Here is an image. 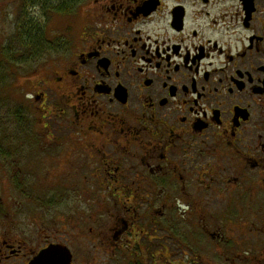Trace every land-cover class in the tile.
Here are the masks:
<instances>
[{
    "label": "flooded vegetation",
    "instance_id": "af4514ba",
    "mask_svg": "<svg viewBox=\"0 0 264 264\" xmlns=\"http://www.w3.org/2000/svg\"><path fill=\"white\" fill-rule=\"evenodd\" d=\"M20 8L68 36L0 137V264H264V0Z\"/></svg>",
    "mask_w": 264,
    "mask_h": 264
},
{
    "label": "rangeland",
    "instance_id": "374dc122",
    "mask_svg": "<svg viewBox=\"0 0 264 264\" xmlns=\"http://www.w3.org/2000/svg\"><path fill=\"white\" fill-rule=\"evenodd\" d=\"M20 4L21 0H0V53L2 48L6 49V51L12 48L17 51L16 56L21 54L20 51L22 49L20 48L19 41L16 40V31L14 30L16 29L17 23H20L22 20L24 21L29 13L25 10L26 15L21 19L20 15L23 14V10L20 8ZM34 17L36 20H39V22H44L42 18L40 19L41 16L34 15ZM52 19H54L52 21L54 26L52 30L45 32L46 39H54V41H56L60 40L61 35L67 37L68 32L65 29H67L68 17L56 15ZM55 49L58 50V48ZM39 58L36 60L26 59L23 60V62H19L17 65H12L11 67L14 68V73L3 80V84H7L4 95L6 97L10 96L11 99H0V129L2 131H4L3 126L5 129L8 125H14L13 122L16 120L14 112L16 108H19L18 102H22L26 108V113L22 114L21 112V118H18L19 120H30L35 123L40 119V115L35 111L34 107H32L30 99L24 98L23 96V94L29 90L28 85L24 84L23 79L34 74V71L37 70L38 61L43 62L42 58ZM22 87L25 89H22ZM7 130L10 131L9 128H7Z\"/></svg>",
    "mask_w": 264,
    "mask_h": 264
},
{
    "label": "trees",
    "instance_id": "16d2710c",
    "mask_svg": "<svg viewBox=\"0 0 264 264\" xmlns=\"http://www.w3.org/2000/svg\"><path fill=\"white\" fill-rule=\"evenodd\" d=\"M56 9H57V12H64L66 7H64L63 5L60 6L58 4ZM25 15H26V11L25 13L20 15L21 19H23ZM22 21L20 23L19 22L17 23L16 29L14 30L16 31V40L19 41L20 48L22 49L20 51L21 54L19 56H16L17 51L12 48H9L7 51L6 49L2 48V51L0 53V99L1 100L7 99V98L8 100L11 99L10 96L6 97L4 95V91L7 89L6 88L7 84H3V80L7 76H10L14 73V68L11 67L12 65H17L19 62H23V60H26V59L35 60L39 56L43 55L47 50L55 49L53 46L48 45V43H46L47 39L45 37V32L43 30H36V31L35 29L33 30L28 29L29 31L23 30L21 28L22 23H23ZM18 105L22 106V103L18 102ZM20 112H21L20 109L16 108L14 112V116L16 120H18L17 117H18V114H20ZM8 126H10L11 128V132H9V135H14V134L16 135V126L15 125H8ZM8 126L7 128H9ZM7 128L5 127L4 129V126H3L4 131L0 129L1 130L0 134L4 133L3 135H0V137L8 134Z\"/></svg>",
    "mask_w": 264,
    "mask_h": 264
}]
</instances>
